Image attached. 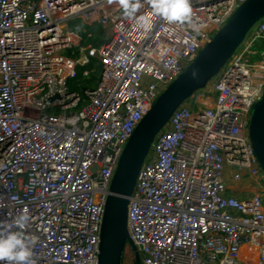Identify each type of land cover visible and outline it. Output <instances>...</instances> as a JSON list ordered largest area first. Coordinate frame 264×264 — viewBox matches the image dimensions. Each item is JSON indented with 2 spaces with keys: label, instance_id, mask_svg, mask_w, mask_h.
I'll return each mask as SVG.
<instances>
[{
  "label": "built area",
  "instance_id": "2783aa9c",
  "mask_svg": "<svg viewBox=\"0 0 264 264\" xmlns=\"http://www.w3.org/2000/svg\"><path fill=\"white\" fill-rule=\"evenodd\" d=\"M245 1L192 0L193 29L147 5L143 24L109 0H0V224L15 231L28 211L23 231L35 264L98 263L126 142ZM75 19L101 26L105 42L83 46L80 31L68 28ZM257 44L259 59L249 63ZM93 63L96 85L71 90ZM263 94L264 18L153 141L128 207L141 264H264V173L248 135ZM228 183L246 192L231 195Z\"/></svg>",
  "mask_w": 264,
  "mask_h": 264
},
{
  "label": "water",
  "instance_id": "95a60500",
  "mask_svg": "<svg viewBox=\"0 0 264 264\" xmlns=\"http://www.w3.org/2000/svg\"><path fill=\"white\" fill-rule=\"evenodd\" d=\"M263 18L264 0H247L241 4L138 123L123 148L111 181L101 223L97 264H122L126 245L134 253L135 264H141L139 253L128 234V207L152 143L174 112L205 90L220 74ZM194 70L198 73L195 79L192 76ZM248 135L264 173V94L252 108Z\"/></svg>",
  "mask_w": 264,
  "mask_h": 264
},
{
  "label": "clouds",
  "instance_id": "9594fccd",
  "mask_svg": "<svg viewBox=\"0 0 264 264\" xmlns=\"http://www.w3.org/2000/svg\"><path fill=\"white\" fill-rule=\"evenodd\" d=\"M122 10V15L128 20H139L146 24V18L139 15L147 5L154 15L160 17L170 25H185L193 29L197 25L193 21L192 0H109ZM198 73L194 70L193 78ZM31 217L25 209L15 218L17 230H8L0 224V264H35L32 247L26 242L25 229L30 223Z\"/></svg>",
  "mask_w": 264,
  "mask_h": 264
},
{
  "label": "rangeland",
  "instance_id": "374dc122",
  "mask_svg": "<svg viewBox=\"0 0 264 264\" xmlns=\"http://www.w3.org/2000/svg\"><path fill=\"white\" fill-rule=\"evenodd\" d=\"M68 28L70 29V30H74V31H80V34L82 35V37H84V39L85 38H87V34H90L91 35V38L90 39H88V40H90V42L89 43H91V45L92 44H94L93 42L96 40H98V41H104L105 39H106V31L105 30H103L102 28H101V26H99V25H94V26H91V27H87V26H85V25H82L81 23H80V21L79 20H72L69 24H68ZM108 34V33H107ZM87 40V41H88ZM102 42H100V44L102 43ZM96 47H98V46H96ZM251 50H253V51H257L258 53H257V55H253V56H251V58H250V60H249V63H252V62H256V61H258V59H259V56H258V54L260 53V51L262 50V47H260V44H257L256 46H254ZM63 55H65V56H70V53L69 52H64L63 53ZM95 68V67H94ZM95 70V69H94ZM91 74H93V75H95V78L97 77L98 78V76H99V74L98 73H96V72H93V73H91ZM98 81V80H97ZM74 82V81H73ZM97 83V82H96ZM72 84V83H71ZM71 84H70V89L71 90H74V89H72L71 88ZM81 84V83H80ZM86 84V83H85ZM96 85V84H95ZM76 86H78L77 84H76ZM80 86V85H79ZM83 86V85H82ZM92 87H94V86H92ZM195 96V95H194ZM194 96L191 98V99H189L188 101H187V104L188 105H190V104H192V100L194 99ZM200 100V99H199ZM191 106V105H190ZM193 109H195V106L193 107ZM239 187V186H238ZM122 264H135V260H134V253H133V251L131 250V248L129 247V245H126V247H125V250H124V255H123V261H122Z\"/></svg>",
  "mask_w": 264,
  "mask_h": 264
},
{
  "label": "trees",
  "instance_id": "16d2710c",
  "mask_svg": "<svg viewBox=\"0 0 264 264\" xmlns=\"http://www.w3.org/2000/svg\"><path fill=\"white\" fill-rule=\"evenodd\" d=\"M91 37H87V38H85L84 39V37H83V46H88V45H90V46H92V47H95V48H97L96 46H101L104 42H105V40L102 42V41H94L93 43L94 44H92L91 45V43H89L90 42V40H88V39H90ZM88 40V41H87ZM100 42H102L101 44H100ZM95 67V68H94ZM95 69V70H94ZM89 70H94V72H96V73H98L99 75H100V72H101V68H100V66H98L96 63H93L92 64V66H90V68H89ZM93 73V72H92ZM98 78H99V76H98ZM98 78L96 77L95 78V75H93V74H90V76H89V78H83V76H82V70H78V72H77V78H76V80L74 81V82H72V84H71V88L72 89H74V90H76L77 92H79V93H81V92H83L84 90H86V89H88V88H92V86H95V84H96V82H97V80H98ZM81 83V84H80ZM86 83V84H85ZM76 84L78 85V86H76ZM80 85V86H79ZM83 85V86H82Z\"/></svg>",
  "mask_w": 264,
  "mask_h": 264
},
{
  "label": "crops",
  "instance_id": "0c3cea01",
  "mask_svg": "<svg viewBox=\"0 0 264 264\" xmlns=\"http://www.w3.org/2000/svg\"><path fill=\"white\" fill-rule=\"evenodd\" d=\"M239 186V187H238ZM228 188L231 190V195H236L237 197H241L243 195L242 191L246 192V184H232L228 183Z\"/></svg>",
  "mask_w": 264,
  "mask_h": 264
}]
</instances>
